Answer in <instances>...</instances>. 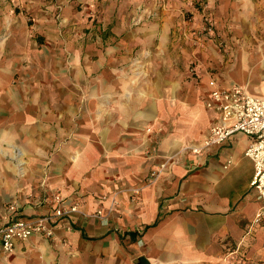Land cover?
Wrapping results in <instances>:
<instances>
[{
  "label": "crops",
  "instance_id": "obj_1",
  "mask_svg": "<svg viewBox=\"0 0 264 264\" xmlns=\"http://www.w3.org/2000/svg\"><path fill=\"white\" fill-rule=\"evenodd\" d=\"M130 1L132 10L128 0H76L100 7L95 26L64 32L48 25L52 1L46 9L42 0L0 5V223L12 204L26 217L49 211L55 191L88 213L119 198L107 224L74 215L71 231L0 250V264H264V221L253 224L261 203L245 155L253 139L237 133L200 155L181 154L217 121L206 107L211 79L264 98V0H204L228 54L194 36L198 23L169 21L164 11L133 26L145 2ZM65 6L61 24L87 16ZM53 34L64 35L57 47ZM55 47L59 100L53 80L44 98L13 84L23 62L53 63ZM172 157L180 158L148 182ZM126 187H142L140 198Z\"/></svg>",
  "mask_w": 264,
  "mask_h": 264
},
{
  "label": "built area",
  "instance_id": "obj_2",
  "mask_svg": "<svg viewBox=\"0 0 264 264\" xmlns=\"http://www.w3.org/2000/svg\"><path fill=\"white\" fill-rule=\"evenodd\" d=\"M209 86L206 107L217 114V121L211 126L204 140L185 149L190 150L191 154L200 155L205 150L223 145L237 133H243L253 139L245 155L254 164L251 187L256 192L261 208L253 224L260 225L264 221V98L250 95L239 85L228 89L221 88L214 78L210 80ZM165 167L166 164H163L161 169ZM152 175L153 180L158 179L160 172ZM141 190L142 188H136L130 193L137 199ZM102 198L104 201L108 199L107 196ZM48 202L50 210L34 217H26L17 204L10 205L4 222L0 223V250L11 253L19 242L27 241L33 236L54 240L57 229H73L70 219L74 215L94 218L102 224H107L119 204L117 198H112L107 209L88 213L81 202L70 201L59 191H55Z\"/></svg>",
  "mask_w": 264,
  "mask_h": 264
},
{
  "label": "rangeland",
  "instance_id": "obj_3",
  "mask_svg": "<svg viewBox=\"0 0 264 264\" xmlns=\"http://www.w3.org/2000/svg\"><path fill=\"white\" fill-rule=\"evenodd\" d=\"M42 1L44 2L43 4L41 3L38 4V6L41 9H46L45 7H47V5L45 3L52 1L53 3L52 5L55 7V10H57L55 17H54L55 19L54 20L52 19L51 20L52 22L49 19L48 25L52 23L53 26H57L58 29L63 30V32L67 31L71 27H78V26L83 27V24H85L86 22L92 27L95 26V24H93V20L95 19V16H96L95 14H97L98 12L97 9L100 8V7L95 6V4L94 5L91 4L87 6L82 3L80 4L77 3L76 0L66 1L68 3H66L65 0H42ZM142 2L143 3L145 2V3L138 4L140 8L136 6V10L138 12L137 14L134 12L135 13L134 17H136V15H138V17L137 19H133V26H142L145 23L153 24L155 20L157 19L158 12L161 13L164 11L166 12V16L169 17L168 18L169 21H173V20L180 21L182 19V21H185L188 24L198 23L197 27H195V30H194L195 32L194 36L198 37V39L204 38L206 40L208 38L207 40H211L212 42H214V44H216V46L218 47L221 53L228 54V52L225 51L227 40L225 37H222L218 33L216 22L213 19H211V17L209 16V13L207 12L208 10L206 7L207 3L204 0H144ZM1 3H6L5 5L9 6L10 4L12 5L14 4V0H0V5ZM126 4L128 7L126 10H132L133 7H135V5L133 4V1L128 0ZM128 4H131L129 5L130 7L128 6ZM65 5H68L69 7H71L74 14L87 12L86 13L87 16L85 17L82 16L81 19H73L71 21L68 19V21L66 20V23L61 24V22H63V16L65 14V7H66ZM3 6L4 4L0 7H3ZM188 6H191L192 9H189ZM174 9L177 10V12L179 13L175 15L171 14L172 10L173 12H175ZM194 9L196 10L197 15L199 14L198 19H193L194 14L192 13V11ZM142 11H143V14H142ZM26 20L27 22H29V26H36L37 24H40V21H38V18L34 19V17L31 16L30 14L26 16ZM72 21H75L76 23L72 24ZM37 29H38V25H37ZM62 37H64V35L62 34L60 35L53 34L50 39V42H53L54 45L57 47V42L60 39H62ZM56 47L52 51L53 63H50L49 59L47 63L46 60L41 61L37 58V61H34V64L31 67L27 63L23 62L22 66H20L19 70H17L18 72H17L16 80L13 82V84H16L17 82H19L22 87V90L28 91V92L32 91V93L36 92L40 96L39 98L41 97L44 98L45 87L46 85L51 84L48 81L53 80L54 82L53 85H55L53 92L58 97L56 99L59 100L60 95H61L60 79H61L62 67L60 63L61 62V58H60L61 50L56 49ZM44 52L45 51L42 50L41 52H39V54H42ZM48 55H49V51H48ZM194 56H192V58H195ZM193 60L194 61L191 60L192 63H189V72L195 74V69H196V66L199 65V61H197L196 59H193ZM185 148H183V150L181 151L182 155L191 153L190 150H186ZM179 158L172 157V158L166 159L165 162L161 163L157 169H155L153 172L150 173L148 182L152 183L154 181L152 179L153 173L160 172V175H161V172L164 171L166 167L172 165L176 161V159L178 160ZM163 164H166V167L162 170L161 168ZM136 188H142V187H128V188L126 187L124 188L125 194L127 196H130V198L134 200L135 198H133L131 193L129 195L128 193L132 192V190ZM139 198L140 196L135 200H138Z\"/></svg>",
  "mask_w": 264,
  "mask_h": 264
},
{
  "label": "bare ground",
  "instance_id": "obj_4",
  "mask_svg": "<svg viewBox=\"0 0 264 264\" xmlns=\"http://www.w3.org/2000/svg\"><path fill=\"white\" fill-rule=\"evenodd\" d=\"M236 77V76H235ZM248 91V90H247ZM252 91V90H251ZM261 94V93H260ZM263 96V95H262Z\"/></svg>",
  "mask_w": 264,
  "mask_h": 264
}]
</instances>
